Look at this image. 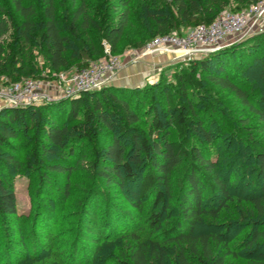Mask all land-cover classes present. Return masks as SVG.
I'll return each instance as SVG.
<instances>
[{"label": "trees", "instance_id": "obj_1", "mask_svg": "<svg viewBox=\"0 0 264 264\" xmlns=\"http://www.w3.org/2000/svg\"><path fill=\"white\" fill-rule=\"evenodd\" d=\"M1 1L0 84L40 77L37 54L24 57L28 47L55 73L82 69L106 56V45L119 54L160 34H183L210 24L229 3ZM236 1L233 12L259 0ZM131 28L137 33L129 39ZM258 68L263 80L264 30L191 59L170 80L162 74L142 86L109 84L40 105L2 107L0 264L51 253L59 225L68 237L60 242L65 264H110L107 247L124 235L132 244L121 264H239L240 256L244 264H264V141L256 136L264 135V92L255 96L249 80ZM206 81L232 93L260 125L250 126L245 115L236 125V108L222 104ZM15 173L34 186L29 213L18 211ZM150 198L145 222L122 207L143 211ZM246 201L253 210L242 214L252 219L240 243L232 244L236 223L215 234L199 229Z\"/></svg>", "mask_w": 264, "mask_h": 264}, {"label": "built area", "instance_id": "obj_2", "mask_svg": "<svg viewBox=\"0 0 264 264\" xmlns=\"http://www.w3.org/2000/svg\"><path fill=\"white\" fill-rule=\"evenodd\" d=\"M263 30L264 0H259L241 11L221 13L210 24H198L183 34L172 31L157 35L134 50L131 59L137 63L148 57L173 54V59L190 60ZM106 52L109 53L108 46ZM123 67L121 57L112 56L77 69L70 79L71 84L56 86L44 77H27L0 84V109L6 106L40 105L83 91L100 89L112 84Z\"/></svg>", "mask_w": 264, "mask_h": 264}, {"label": "rangeland", "instance_id": "obj_3", "mask_svg": "<svg viewBox=\"0 0 264 264\" xmlns=\"http://www.w3.org/2000/svg\"><path fill=\"white\" fill-rule=\"evenodd\" d=\"M36 1V0H35ZM65 1V2H64ZM59 0L61 5H65L70 3L69 0ZM1 2L5 3L7 6H10V2L9 0H2ZM236 0H229L228 5H226L224 8L221 9V11L219 12V14L224 13V12H233L232 11V7L236 4ZM96 1H93V4H96ZM246 9V8H245ZM134 28H131L128 33H127V37L133 38V34H136V30H134ZM7 41L11 40V35L6 37ZM108 46V45H106ZM109 48V53L106 52V56L100 57L98 60H96V62L103 60L105 58L108 57H112V56H119L121 57V59L124 61V69L128 68L130 66H132L133 64H135L132 59H131V55L132 52L134 50H137L141 47H126L125 50L119 54H114L112 53V51ZM106 51V50H105ZM36 53L37 54V64L39 66V74L40 77H44L46 80L51 81L54 85L59 86V85H65V84H71L70 82H72L70 79L72 78V76L75 74L76 72V68L75 67H71L67 70H63L60 73H55L53 71L50 70V68L45 64L44 59L42 57V54L39 53L38 50L33 49L31 47H28L26 52H25V58L29 59V54L30 53ZM151 58V57H150ZM153 60H149V59H145L146 62H142V64L147 65L148 67H151L150 70L152 71H148L146 73V76L143 77L142 79H140L139 81H132L134 85L132 86H142L146 83H156L157 81H160L162 74H166V78L167 80H170L173 78V72L177 69H179V67L185 63H188L190 60H180V59H173V58H168L166 57L165 59H159V57H152ZM121 69L124 70V69ZM260 70L259 68L256 69L254 72H252L249 75V80L250 82H252L254 88L255 89V96L259 95V94H263L264 92V79L260 80L259 78H257V72ZM120 71V72H121ZM132 80V79H131ZM139 82V83H138ZM206 84L208 85V87H210V92H212L213 94L215 93V95H217L219 98H221L222 104H228L230 108H236L235 110H233V117L232 120L233 122H235L236 125L240 124V117L242 116H248L249 120H250V126L256 125L259 126L260 122L258 121V118L252 114H249L248 111L245 109L244 106L241 105V103L238 101V99L230 92H228L227 90H223V89H218L216 88L214 85L210 84L209 81H206ZM236 111V113H235ZM257 139L258 140H263L264 141V135L261 133H257L256 134ZM264 143V142H263ZM250 152L248 151V154ZM230 154V153H229ZM228 154V155H229ZM248 161L250 163H253L254 161H252V159L249 156ZM13 187L15 190V194H16V198H17V205H18V211L20 213H29V211L31 210L33 203H32V196H33V185H32V181L29 178V176L25 173H19V174H13ZM247 192V189H245L244 191H238L236 194H241L244 195ZM152 198L148 199L146 201V205H145V209L143 211L139 210V209H135L131 206H127V205H122L123 208H127V212H130V214H134L136 215L135 217H140L142 222H145V217L143 218V216H145V214L148 213L149 209L151 208L150 206L152 205ZM238 202H235L231 208L227 211H224L223 216L214 221H210L207 223H202L199 227V229L201 231L207 232V233H212L215 234L216 232H218L219 230H223L225 228V224L227 222H231V223H236L233 224L234 229H233V233H232V244L236 245L238 243L241 242L243 236L246 234V232L249 230L248 227H245L244 224H246L245 222H247L246 220L248 219H252L249 216H243L244 213L242 214V211L244 212V208L248 209V213L251 212L253 209L250 208L251 205L248 201L243 202L241 204H237ZM243 206V207H242ZM139 218V219H140ZM62 230V232L59 231ZM56 232L58 233L55 237H52L53 239L55 238V241L59 240L57 243L53 240L52 242H54L53 247H55V249L53 248L51 250V253H44L42 255V257L33 259L30 262H27L25 264H65L64 260V249L65 247H62V244H60V242H65L68 240V237L65 235L66 231L63 230V226L61 227L60 225L56 227ZM55 232V231H54ZM56 234V233H54ZM54 236V235H53ZM51 242V241H50ZM50 244V243H49ZM65 244V243H64ZM132 244V238L130 236H121L118 237L117 239H115V241L113 242L112 245L108 246L106 250L108 251L107 254L109 255V257L111 258L110 264H121L120 261L122 260H126V256H128V252H129V247ZM238 247V246H237ZM237 252H239L240 254L244 253V249L240 248L237 249ZM56 252V254H55ZM238 262L239 264H244V257L240 256L238 258Z\"/></svg>", "mask_w": 264, "mask_h": 264}, {"label": "crops", "instance_id": "obj_4", "mask_svg": "<svg viewBox=\"0 0 264 264\" xmlns=\"http://www.w3.org/2000/svg\"><path fill=\"white\" fill-rule=\"evenodd\" d=\"M157 57H159V59L162 58L165 59L166 57L173 58V54H162ZM147 59L153 60L152 57L151 58L148 57ZM143 61L146 62V60ZM143 61L137 62L128 68L125 69L123 68L124 70L122 71L120 70L121 72L120 71L118 72L112 84L132 86L134 85L132 84L133 83L132 81H139L140 79L145 77L146 73L152 70H150L151 67L142 64Z\"/></svg>", "mask_w": 264, "mask_h": 264}]
</instances>
